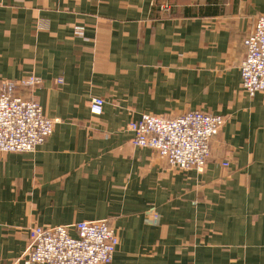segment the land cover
I'll return each mask as SVG.
<instances>
[{"label": "crops", "instance_id": "1", "mask_svg": "<svg viewBox=\"0 0 264 264\" xmlns=\"http://www.w3.org/2000/svg\"><path fill=\"white\" fill-rule=\"evenodd\" d=\"M260 16L264 0H0V88L37 77L19 95L59 120L36 152H0V264H25L34 227L104 220L112 264H264V97L240 72ZM195 111L227 120L204 172L134 145L142 115Z\"/></svg>", "mask_w": 264, "mask_h": 264}, {"label": "built area", "instance_id": "2", "mask_svg": "<svg viewBox=\"0 0 264 264\" xmlns=\"http://www.w3.org/2000/svg\"><path fill=\"white\" fill-rule=\"evenodd\" d=\"M169 11V6H162ZM82 35L83 27H77ZM246 57L240 66L243 91L250 97H264V16L256 20L245 40ZM41 81L31 76L19 81L2 82L0 88V152L34 153L54 133L59 120L47 117L41 105L26 100L19 90L35 88ZM105 101L94 98L90 111L104 112ZM221 115L195 111L176 118L144 114L130 124L134 145L148 148L180 171L204 172L211 155L213 139L226 125ZM224 167H229L225 162ZM156 218V217H155ZM75 233V234H73ZM120 238L109 221L80 222L56 228L34 227L25 254V264H112Z\"/></svg>", "mask_w": 264, "mask_h": 264}]
</instances>
